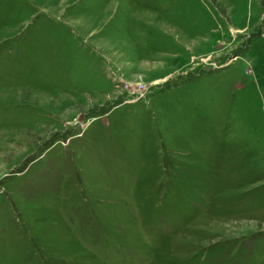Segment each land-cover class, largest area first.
I'll list each match as a JSON object with an SVG mask.
<instances>
[{
  "label": "rangeland",
  "instance_id": "rangeland-1",
  "mask_svg": "<svg viewBox=\"0 0 264 264\" xmlns=\"http://www.w3.org/2000/svg\"><path fill=\"white\" fill-rule=\"evenodd\" d=\"M0 264H264V0H0Z\"/></svg>",
  "mask_w": 264,
  "mask_h": 264
}]
</instances>
